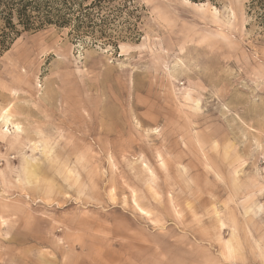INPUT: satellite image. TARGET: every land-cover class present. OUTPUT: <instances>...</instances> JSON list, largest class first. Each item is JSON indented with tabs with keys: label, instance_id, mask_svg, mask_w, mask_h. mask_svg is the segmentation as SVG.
Segmentation results:
<instances>
[{
	"label": "rangeland",
	"instance_id": "1",
	"mask_svg": "<svg viewBox=\"0 0 264 264\" xmlns=\"http://www.w3.org/2000/svg\"><path fill=\"white\" fill-rule=\"evenodd\" d=\"M125 1L115 45L48 26L0 51V264H264L253 0Z\"/></svg>",
	"mask_w": 264,
	"mask_h": 264
},
{
	"label": "trees",
	"instance_id": "2",
	"mask_svg": "<svg viewBox=\"0 0 264 264\" xmlns=\"http://www.w3.org/2000/svg\"><path fill=\"white\" fill-rule=\"evenodd\" d=\"M114 1L0 0V51L7 50L21 33L38 32L48 26L68 30V36L76 40L89 37L112 45L120 37V34H108L111 29L118 28L116 22L128 35H138L135 24L125 18L124 22H120L121 8L118 15L109 17L106 14L107 11L111 12ZM121 1V7L127 9L126 1ZM249 8L250 13L264 23V0H253Z\"/></svg>",
	"mask_w": 264,
	"mask_h": 264
},
{
	"label": "snow or ice",
	"instance_id": "3",
	"mask_svg": "<svg viewBox=\"0 0 264 264\" xmlns=\"http://www.w3.org/2000/svg\"><path fill=\"white\" fill-rule=\"evenodd\" d=\"M187 3H188V0H185V4H187ZM13 95H15V93H13ZM10 111H11V106L10 105L6 106L5 115H7ZM15 129H16L17 132H19L21 130L20 127H19V125H16L15 126ZM37 151L38 152L40 151V148L39 147H37ZM133 197H135V193H133ZM134 202H135V200H133V203ZM143 214L145 216H148L149 215V213H147V212H144Z\"/></svg>",
	"mask_w": 264,
	"mask_h": 264
},
{
	"label": "bare ground",
	"instance_id": "4",
	"mask_svg": "<svg viewBox=\"0 0 264 264\" xmlns=\"http://www.w3.org/2000/svg\"><path fill=\"white\" fill-rule=\"evenodd\" d=\"M2 115V114H1ZM3 116V115H2ZM2 121H3V127H7L8 125H10V126H12V129L14 130L15 129V126L16 125H12V123H10L9 122V119H8V117L7 116H4V117H2ZM6 131L8 130V127H7V129H5ZM12 130V131H13ZM16 130V129H15ZM10 131H11V129H10Z\"/></svg>",
	"mask_w": 264,
	"mask_h": 264
}]
</instances>
